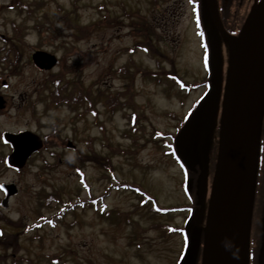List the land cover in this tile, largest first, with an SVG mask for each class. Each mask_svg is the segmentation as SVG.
Instances as JSON below:
<instances>
[{"label":"rangeland","instance_id":"1","mask_svg":"<svg viewBox=\"0 0 264 264\" xmlns=\"http://www.w3.org/2000/svg\"><path fill=\"white\" fill-rule=\"evenodd\" d=\"M20 1L24 7L13 4L14 0H0V32L13 36L14 26H23L25 30L14 41L20 49L19 60L15 62L14 55L10 58L16 71H12L11 61L8 63L11 70L8 64L0 62V92L9 97L10 104L0 114V134L4 130L29 127L40 128L46 135L57 130L60 138L72 136L76 124L74 109L68 105L47 109V100L41 101L45 94L40 96L35 92L51 73L36 70L28 56L36 48L55 51L61 56L62 65L52 72L57 74L64 66L66 81H77L96 92L101 89L116 93L127 90L132 83L136 107H140L134 141L126 135L132 127L130 115L134 110L124 106L113 111L104 101H99L100 122L93 120L91 113L82 117L81 126L78 122L79 135L95 139L91 148L82 145L84 152L92 149L108 153L121 182L143 179L149 192L158 196L163 205L173 203L176 207V203L186 202L181 173L176 162L166 154V142H171L180 120L206 92L201 87L207 81L204 54L200 39L194 33L188 0H158L156 5L155 0ZM143 18L153 27L149 36L163 56L161 66L170 70L174 67L173 76L185 87L193 88L171 84V78H167L168 84L162 72H152L160 70L158 58L137 46L145 41L146 31L141 30L146 21ZM74 20L82 30H88L85 35L72 27ZM5 43L6 37H0V47ZM127 65L131 71L138 67L146 70L147 75L136 71L132 79L126 78L119 69ZM2 80L8 85L3 86ZM85 109L86 106H81L77 114ZM105 143L112 145L108 149ZM48 146L21 171L0 163V181L15 182L19 187L18 195L11 199L9 208L0 217V230L13 236L17 250L0 244V264H57L52 258L58 257L61 259L58 264H174L181 249L178 233L168 234L160 229L134 234L130 223L148 225L154 219L137 208L138 197L128 191L112 189L106 199L108 210L104 212L75 206L77 195L86 199L89 195L80 188L74 157L64 155L60 145L50 142ZM113 146L116 149L112 150ZM131 147L136 150L128 153L126 148ZM121 148L125 154L119 151ZM9 149L0 137V153L9 154ZM53 151L62 155L63 163H58ZM82 160L80 165L96 195L98 191L97 196L104 195L108 179H101L100 165L89 156ZM139 165L146 168L140 169ZM140 184L145 189V183ZM48 192L54 193L57 199L51 205L42 202L48 198ZM1 195L0 192V199ZM184 215L178 212L162 220L181 225Z\"/></svg>","mask_w":264,"mask_h":264},{"label":"water","instance_id":"2","mask_svg":"<svg viewBox=\"0 0 264 264\" xmlns=\"http://www.w3.org/2000/svg\"><path fill=\"white\" fill-rule=\"evenodd\" d=\"M212 30L222 26L217 0H207ZM221 28V27H220ZM230 45V65L222 103L221 130L216 169L204 228L202 264H249L250 233L260 156L264 115V0L256 3L239 36L226 34ZM33 60L39 68H51L54 55L36 51ZM210 89L180 130L177 152L184 164L201 175L205 172L204 143L213 127L220 98L221 77L217 44L210 53ZM0 97V107L4 106ZM13 153L9 163L17 168L25 165L33 151L41 147L39 137L29 131L6 132ZM8 206L9 198L18 192L16 185H2ZM200 190V191H201ZM202 228L191 221L187 226L189 246L181 264H195Z\"/></svg>","mask_w":264,"mask_h":264},{"label":"flooded vegetation","instance_id":"3","mask_svg":"<svg viewBox=\"0 0 264 264\" xmlns=\"http://www.w3.org/2000/svg\"><path fill=\"white\" fill-rule=\"evenodd\" d=\"M255 1L257 0H218L220 17L228 33L230 34L239 33L245 21V18L248 12L250 11L252 5L255 3ZM188 4L190 6L191 17H193V19L198 21L200 28L198 30V34H199V38L201 39L200 41L202 43V46L206 48L205 51H209V46L211 42V30L209 27V17H208V11H207V6L205 4V0H188ZM219 34H220L219 36L220 59L221 62L223 61V64H225L224 61H226V51L228 50V42L225 36L221 33V31H219ZM0 94L2 95L1 92ZM4 97L6 98L7 104H9V97L5 93H4ZM80 106L81 103H78L76 108L73 110L75 115L74 120L76 124L72 128L71 131L72 136L70 135L60 138L57 130H52V133H50V135H46L45 133H43V131L40 128L25 127L26 129L37 132L42 137L45 146V147L43 146L44 149L47 148V142L49 143L52 142L55 145H60V148L64 155H68V156L73 155L75 167L80 166V164L82 163L81 162L82 152H83L82 145L85 143L86 140L84 137L79 135V127L81 126V119L82 117H88V115H85L83 113L77 114L78 109L81 108ZM4 110L7 111V108ZM78 122L80 123V126L78 125ZM263 141H264V128H263V136H262V148L264 151ZM43 148L37 153H35L34 156L42 154V152L44 151ZM263 151H262L263 162L261 163L259 168L256 200L254 207L250 264H264V152ZM53 154L57 156L60 164L64 162V160L61 157L62 155L60 153L58 154V151H53ZM210 170L211 167H209V173ZM141 181L145 183V187H146V182L143 179H141L140 181H135L136 185L134 186L140 187ZM203 195H202L203 198H201V203L198 202V197L196 196L197 201L195 202L193 207V208L196 207V209H194L193 213H191L192 216L196 214L198 215V212H196L195 210L199 211L200 210L198 209L199 207L203 208L204 206H206L204 200L207 197V188L205 189V193ZM137 208H141L142 213L146 214L147 211L146 203L137 204ZM202 218L203 215L201 214L200 219ZM151 223H155V220H153Z\"/></svg>","mask_w":264,"mask_h":264},{"label":"trees","instance_id":"4","mask_svg":"<svg viewBox=\"0 0 264 264\" xmlns=\"http://www.w3.org/2000/svg\"><path fill=\"white\" fill-rule=\"evenodd\" d=\"M13 4H18L19 6H21V5H23V7L25 6V4L23 3L22 4V1H20V0H14V2H13ZM72 27H76L77 28V30H82V28L80 27V25L74 20V21H72ZM23 31H24V27L22 26H14V35L13 36H8L7 37V42L8 43H10V44H14V41H15V38H18V39H20V36L23 34ZM8 51H13L14 52V56H15V62L16 61H18L19 60V49L17 48V47H14V48H8ZM8 51H5V53L6 52H8ZM4 57H6V56H4ZM59 77H61V78H63L61 75H59ZM59 82V80H57L55 83H58ZM72 85H73V87H78L77 86V84H76V82H74V81H72ZM109 102L111 103V104H113V105H115V100L114 99H112V98H110L109 99ZM7 237H9V235L8 234H4V233H2V234H0V244H3L5 247H8L9 245L4 241V240H7Z\"/></svg>","mask_w":264,"mask_h":264}]
</instances>
